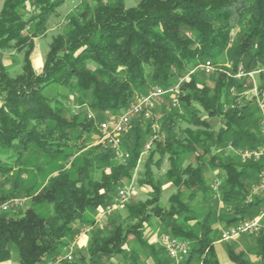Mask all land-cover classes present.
I'll use <instances>...</instances> for the list:
<instances>
[{"label":"trees","instance_id":"1","mask_svg":"<svg viewBox=\"0 0 264 264\" xmlns=\"http://www.w3.org/2000/svg\"><path fill=\"white\" fill-rule=\"evenodd\" d=\"M63 2L2 0L0 8V52L22 53L21 72L14 76L0 61V149L10 152L15 166L31 148L70 165L21 195L27 197L21 207L0 210V264L12 253L18 264H46L65 253L83 226L90 227L85 246L62 264H100L103 259L136 264L134 251L125 249L129 236L149 249L155 264H170L163 246L143 239L144 224L153 215L165 234L188 244L184 264H219L213 224L225 229L264 207V194L250 195L264 171V155L255 159L237 153L264 149V136L255 96L243 99L253 87L252 77L190 71L206 60H227L245 72L261 70L257 88L264 92V0H139L133 7L121 0H82L65 16V29L52 37L37 73L30 60L34 39L46 32L49 17ZM181 78L179 106L170 105L167 113L162 106L164 137L154 141L155 152L167 156L165 179L175 189L168 206L159 205L161 184L146 163L139 183L150 186L151 193L127 206L126 220L132 223L102 232L91 211L110 205L118 188L131 181L150 119L135 118L124 132L119 149L128 154L124 162L111 155L116 151L91 142L98 123L150 89L172 88ZM53 86L69 89L82 110L66 113L60 92L45 94ZM164 100L170 101L168 94ZM87 109L95 115L88 117ZM213 118H219L218 126ZM80 150L85 152L76 165L70 158ZM11 168L0 160L5 179ZM206 171L217 175L207 179ZM214 180L220 182L217 193ZM11 197L18 196L0 203ZM254 237L256 261L230 246L228 259L264 264V227Z\"/></svg>","mask_w":264,"mask_h":264},{"label":"rangeland","instance_id":"2","mask_svg":"<svg viewBox=\"0 0 264 264\" xmlns=\"http://www.w3.org/2000/svg\"><path fill=\"white\" fill-rule=\"evenodd\" d=\"M2 0H0V8L2 5ZM82 0H64V2L55 10V12L49 17L47 21V29L46 32L39 36L38 38L34 39V48L37 46L39 50L43 53V62L45 55L49 48V43L55 35L62 32L66 27L65 16L72 11H74L80 4ZM106 2H111L114 0H104ZM125 7H133L135 6L139 0H121ZM34 50V49H33ZM32 53V52H31ZM0 61L7 66V71L11 76H14L21 72L22 66V53H18L12 49L3 50L0 52ZM228 61H217L216 64L223 65ZM32 64V63H31ZM33 67V66H32ZM43 67V66H42ZM34 69V68H33ZM42 69V68H41ZM38 72V71H37ZM41 72V71H40ZM38 72V73H40ZM253 86H258L259 80L257 75L254 74L252 76ZM57 92L61 94V100L66 104V113L71 111L73 113L82 110L81 107L75 101V97L71 95L69 89L61 88V87H50L45 90V94L52 95ZM252 89H248L243 93L244 100H250L253 97ZM242 102V100H239ZM170 101L164 100L163 102L159 103L156 108L153 110V116L150 121H148L150 133L148 134L147 139H142L141 145V153L139 157L138 164L135 168V171L132 175L131 181L126 182L121 185L118 189L124 188L128 191L127 199L124 203L120 204L118 207L113 209L110 212H106L101 214L103 209L98 208L96 211H91V215L93 218L99 219L98 226L102 232L107 233L108 230L115 224H131V221L126 220L127 216V206L130 204L135 203L136 201H143L145 200L149 193H151V187L145 184H140L139 180L142 178V173L144 172V166L147 163L150 167V170L154 174V178L158 180L161 184V194L159 205L163 208L168 206V197L175 191L174 187L168 183L165 179V172L168 168V161L167 156L160 157L158 153L155 152L154 148L155 145L153 143L152 147L149 150H145L144 145L149 141V139L156 133V125L159 127L160 130V120L162 118V114L170 112ZM162 106L165 108V112L162 113ZM86 113L88 117H93L95 114L91 109H87ZM219 118L211 119V123L215 126L219 124ZM182 125H184L182 123ZM163 136L159 135L158 138H162ZM144 138V137H143ZM132 135L127 138L128 145L132 143ZM96 136L93 135L91 142L95 144ZM126 143V144H127ZM232 149V148H231ZM234 151L237 149H233ZM85 150H80L75 152L74 156L70 159L78 165L80 163V158L82 154H84ZM124 152L122 150L118 152L111 153V155L115 156L116 159L121 160L123 157ZM12 156L10 152L4 151L0 149V160L6 162L12 168L8 172V178H4V175L0 174V183L4 181L5 184L0 186V200L8 195H17L21 197L24 195L25 192H31L43 184L47 182V180L55 176L59 170V167L64 166L66 169H70L69 161L62 160L61 158H50L47 155L39 154L35 148H31L22 158V163L18 166L12 164ZM69 159V160H70ZM156 160L159 161V165H155L154 162ZM99 171H95V176L98 177ZM217 175V172L213 171H206V178L212 179ZM218 213H221L223 207L221 204L217 206ZM111 214L110 220L107 222V218ZM86 226H83L81 230H83ZM223 224H213V233L212 238L214 239V243L217 242L219 238V233L223 229ZM165 226L161 224L159 218L153 215L149 222L144 224L143 229V239H145L150 244H155L159 247H162V237L165 235ZM87 239H88V231L86 232ZM85 246V245H83ZM81 246V247H83ZM230 246L235 251H244L247 252L250 259L252 261L257 260L256 256V238L254 236H239L235 240L230 242L224 243H216V252L217 257L220 259L221 263H223V258L227 256L226 254V247ZM77 245H73L71 252L72 258L74 252L79 249ZM126 251L131 252L134 251V256L136 257V264H155L152 257L150 256L149 249L144 247L138 243V241L133 236H129L127 240V245H125ZM223 256V258H222ZM120 262V261H119ZM131 264L128 259L123 260V262L117 263L114 259L106 260L103 259L100 264ZM9 264H18L16 253H12V258Z\"/></svg>","mask_w":264,"mask_h":264},{"label":"built area","instance_id":"3","mask_svg":"<svg viewBox=\"0 0 264 264\" xmlns=\"http://www.w3.org/2000/svg\"><path fill=\"white\" fill-rule=\"evenodd\" d=\"M234 69V70H233ZM264 71V69H262ZM196 71H201L206 75H213L215 73H224L232 78L235 79H242L246 76L252 77L258 71H251L245 72L242 69L241 65L233 68L231 62H227L223 65H219L213 63L210 60H206L197 64L190 73H194ZM184 78H181L178 83L172 88H161V87H154L150 89L146 94L139 96L130 103L127 107H125L122 111L118 113V115L114 117H108L107 120L101 121L98 123V133L96 136L95 144L101 145L103 147L110 148L114 151H119L122 136L126 129L128 128L129 124L135 118H143L145 120L152 119L153 110L156 106L164 101V97L168 94L170 98V104L173 107L179 106V83ZM253 95L255 96L256 103L259 107L260 111V130L262 135L264 136V92L259 91L256 86L252 87ZM90 117V116H89ZM163 134L159 131V127L156 125V133L149 139V141L145 144V150H149L154 141L157 137ZM242 158L253 157L255 159L259 158L260 156L264 155V149H252V150H239L237 151ZM128 157V154H124L121 161L124 162L125 159ZM219 180H214L212 189L217 193ZM264 194V171L259 174L258 182L252 187L250 191V195H263ZM128 191L124 188L118 190L117 195L114 197L113 202L110 205H107L102 211L101 214L110 212L120 204L124 203L127 199ZM217 196V194H216ZM27 201V197H11L2 203H0V210L6 211L11 208H18L21 207ZM96 221L99 222L98 217ZM264 227V207H262L259 212L252 218L242 220L237 224L230 226L228 228L222 229L220 231V235L218 238V242H230L235 240L239 236H255L258 235L261 229ZM85 231H88L90 227L84 228ZM162 246L166 250L169 258L171 259L170 264L178 263L182 256L184 255V250H187L188 244L177 238L170 236L168 234L163 235L162 237ZM71 245L68 248H65V253L62 256H57L56 258L48 261L46 264H62L64 261H71L72 260V252H71Z\"/></svg>","mask_w":264,"mask_h":264},{"label":"crops","instance_id":"4","mask_svg":"<svg viewBox=\"0 0 264 264\" xmlns=\"http://www.w3.org/2000/svg\"><path fill=\"white\" fill-rule=\"evenodd\" d=\"M2 2V1H1ZM43 53L39 50V48H37V46L34 48V50L32 51L31 55H30V60H31V63H32V66L34 68V70L37 72H40L41 71V68L43 66ZM37 72V73H38ZM0 104H1V101H0ZM86 232L85 229H83L80 234L73 240V242L71 243V248L73 245H77L78 247H81L83 245L86 244L87 242V235H86ZM216 243H220L217 242ZM216 243H214V248L216 246ZM216 250V248H215ZM217 251V250H216ZM217 254V252H216ZM16 258H17V255H16ZM223 258V256H222ZM219 260V264H235L233 262H231L228 257L226 256L225 258H223V263H221L220 259L218 258ZM11 260L5 262L4 264H9ZM18 262V261H17Z\"/></svg>","mask_w":264,"mask_h":264},{"label":"bare ground","instance_id":"5","mask_svg":"<svg viewBox=\"0 0 264 264\" xmlns=\"http://www.w3.org/2000/svg\"><path fill=\"white\" fill-rule=\"evenodd\" d=\"M187 254H188V248L187 250H184V255L182 256V259L178 263H174V264H184Z\"/></svg>","mask_w":264,"mask_h":264}]
</instances>
